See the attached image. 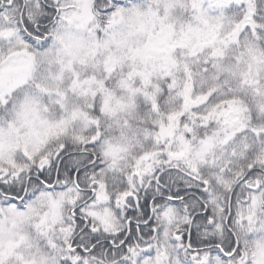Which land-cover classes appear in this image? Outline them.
<instances>
[{
    "label": "snow or ice",
    "instance_id": "obj_1",
    "mask_svg": "<svg viewBox=\"0 0 264 264\" xmlns=\"http://www.w3.org/2000/svg\"><path fill=\"white\" fill-rule=\"evenodd\" d=\"M0 264H264V0H0Z\"/></svg>",
    "mask_w": 264,
    "mask_h": 264
}]
</instances>
